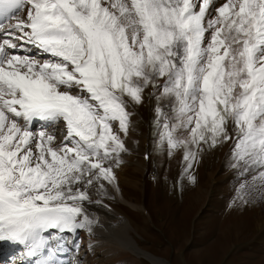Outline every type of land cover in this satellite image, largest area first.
Listing matches in <instances>:
<instances>
[{
	"label": "snow or ice",
	"instance_id": "6c2138e0",
	"mask_svg": "<svg viewBox=\"0 0 264 264\" xmlns=\"http://www.w3.org/2000/svg\"><path fill=\"white\" fill-rule=\"evenodd\" d=\"M146 90L186 174L227 145L264 184V0H0V249L78 264L61 253L91 235V193L118 186L129 104ZM36 120L62 126L59 140Z\"/></svg>",
	"mask_w": 264,
	"mask_h": 264
},
{
	"label": "rangeland",
	"instance_id": "374dc122",
	"mask_svg": "<svg viewBox=\"0 0 264 264\" xmlns=\"http://www.w3.org/2000/svg\"><path fill=\"white\" fill-rule=\"evenodd\" d=\"M156 104L147 90L142 104H129L131 123L127 135L121 133L127 151L115 169L125 200L110 197L108 204L123 210L134 225L148 227L146 238L141 229L129 232L141 248L164 261L159 264H264V184L256 174L244 177L232 167L227 145L205 146L186 174L180 153L167 155L159 145ZM146 143L148 167L141 169ZM241 183L246 204L238 198ZM127 251L123 258L156 264ZM97 257L106 264L104 256Z\"/></svg>",
	"mask_w": 264,
	"mask_h": 264
},
{
	"label": "bare ground",
	"instance_id": "6f19581e",
	"mask_svg": "<svg viewBox=\"0 0 264 264\" xmlns=\"http://www.w3.org/2000/svg\"><path fill=\"white\" fill-rule=\"evenodd\" d=\"M44 123V121L36 120L33 125V131L39 132L40 130H46L56 133L57 139L59 140L60 135L63 132V127L44 128ZM144 161L145 159H142V164L145 163ZM141 169L144 168L141 166ZM105 187L107 189L105 193H97L95 191L91 193L93 200L96 201V203H93L90 206L89 212L92 218L97 222L92 225L91 235L86 231L81 232L84 239L79 241V249L76 252L71 253L70 257L77 261L78 264H99V257H97V255L104 256L106 264L110 262H113L114 264H145L142 260L137 263L138 261L135 262V260L126 259L127 257L123 258V255L125 257V250H128L127 253L130 252L131 254L133 251L137 257L138 255H142V257L144 256L156 264L163 263L164 261L162 259L141 248L138 242L131 236L129 232L130 228L141 229V226L139 227L138 224L134 225L133 220L130 217L123 215V210L120 211V208L115 206L117 208L115 210L114 207L112 208L110 205L107 206L105 204V201L110 202L107 200V198L110 197L114 199L116 198L119 201L125 200V197L118 186L106 184ZM132 206L139 209L137 205L132 204ZM119 212L122 215H118L117 213ZM145 215L143 214V216ZM143 229H141L143 231L141 234L146 238V230H148V227L144 224Z\"/></svg>",
	"mask_w": 264,
	"mask_h": 264
}]
</instances>
